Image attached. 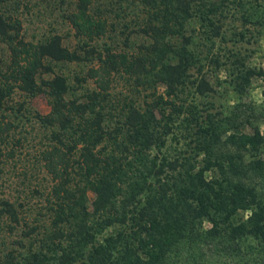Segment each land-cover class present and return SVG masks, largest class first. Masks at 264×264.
I'll return each instance as SVG.
<instances>
[{
  "label": "trees",
  "instance_id": "1",
  "mask_svg": "<svg viewBox=\"0 0 264 264\" xmlns=\"http://www.w3.org/2000/svg\"><path fill=\"white\" fill-rule=\"evenodd\" d=\"M140 1L139 28L149 40L132 51L90 44L107 29L91 0H76L66 13L78 48L67 47L56 32L24 39L20 19L0 4V41L8 49L0 67V108L15 87L45 95L49 108L36 118L50 128L40 160L51 178L47 222L21 231L39 237H31L20 255L7 250L0 264H237L248 253L252 263L264 264V157L257 154L263 136L256 125L245 129L248 115L236 107L217 119L207 104L183 107L154 90L142 105L129 97L112 111L109 87L116 74L135 87L160 82L171 96L187 82L201 96L214 90L203 73L189 78L197 59L182 26L192 15V0ZM208 9L200 18L212 38L219 26ZM175 35L182 37L177 45L170 40ZM93 58L86 75L95 87L83 99L66 96L63 74L41 75L52 71L51 61ZM255 73L260 71L242 66L229 86L240 92ZM180 114L184 147L169 154L161 148ZM9 126L0 120V132ZM0 216L18 223V205L0 198Z\"/></svg>",
  "mask_w": 264,
  "mask_h": 264
},
{
  "label": "rangeland",
  "instance_id": "2",
  "mask_svg": "<svg viewBox=\"0 0 264 264\" xmlns=\"http://www.w3.org/2000/svg\"><path fill=\"white\" fill-rule=\"evenodd\" d=\"M75 1L2 0L0 4L7 13L20 19L24 39L36 41L56 32L67 47L78 48V38L66 18L67 11ZM190 5L192 15L184 21L182 33L190 37L187 46L197 60L188 69L189 78L203 73L211 81L213 92L207 96L198 95L187 82L175 96H171L165 93V87L160 82L150 87H135L131 80L116 74L109 87L111 103L116 106L112 111L121 106L124 98L128 100L129 97L142 105L143 99L150 100L154 96L153 90L155 95L161 94L163 99L182 103L183 107L189 102L196 103L198 107L207 104L208 110L217 119L239 107L240 113L248 115L245 129L249 130L251 124L259 128L263 143L257 154L264 157V0H192ZM90 7L96 15L107 20L106 31L90 41L94 48L101 51L105 47L113 51H132L140 43L148 42V36L139 28L143 15L140 0H91ZM207 8V12L211 11L209 17L219 26V34L212 38L206 37L207 20L200 18L201 12L205 13ZM170 40L177 45L182 37L175 35ZM79 51L82 53V49ZM7 54L6 45L0 41L1 68ZM50 63L52 71L42 72L41 75L63 74L68 83L67 97L83 99L84 93L95 87L93 79L86 75V69L95 65V58ZM242 66L259 70L260 73L253 74L244 90L237 92L229 86L228 78ZM165 107L168 111V105ZM48 108L44 94L29 96L16 87L1 104L0 120L8 121L10 126L0 132V198L16 203L20 218L18 223L12 224L5 216H0V255L9 249H14L18 254L24 253L29 239L34 237V240L39 236H23L22 229L31 224L42 226L47 222L45 196L51 178L42 166L40 151L50 141V128L39 122L36 113H44ZM155 115L159 117L158 112ZM181 115L175 120L161 148L169 154L184 147L183 139L178 138L182 126L179 123ZM156 151V147L151 149V153ZM260 186L264 193V180ZM92 198L93 193L88 191L89 208ZM37 245L38 241H35L34 246ZM245 245L247 242L242 243L243 247ZM237 264L255 263H252L248 253Z\"/></svg>",
  "mask_w": 264,
  "mask_h": 264
}]
</instances>
